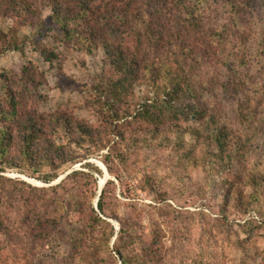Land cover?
I'll use <instances>...</instances> for the list:
<instances>
[{"label":"rangeland","instance_id":"1","mask_svg":"<svg viewBox=\"0 0 264 264\" xmlns=\"http://www.w3.org/2000/svg\"><path fill=\"white\" fill-rule=\"evenodd\" d=\"M23 1L0 16L1 102L92 134L55 132L76 157L61 169L0 166V264H121L115 251L134 264L121 226L137 230L149 264H264V188L252 201L264 181V0L95 3L128 6L132 21H146L142 39L122 38L125 48L177 77L183 61L194 90L170 99L143 73L114 110L104 50L70 42L52 0ZM167 101L192 112L176 114ZM220 130L240 159L219 152Z\"/></svg>","mask_w":264,"mask_h":264},{"label":"trees","instance_id":"2","mask_svg":"<svg viewBox=\"0 0 264 264\" xmlns=\"http://www.w3.org/2000/svg\"><path fill=\"white\" fill-rule=\"evenodd\" d=\"M98 2L100 5L104 0H52L50 9L56 24L59 25L70 42H78L87 50L97 47L104 50L107 61L116 77L115 81L109 85L106 93L111 98L112 110L115 109L120 99L125 96L127 90L130 91L131 82L143 73L151 76V72H153L155 75L151 78L154 81H163V94L170 97V99L180 93L192 95L194 90L182 77L185 74L183 69L187 66L186 63L182 61V64L180 63L176 67L180 70V75L177 77L178 75L173 73L166 65L159 64V66L154 67L125 48L126 43L122 42V38L138 34V37L142 39L146 33V21H132V17H135L136 14H131V17H129L128 6L116 4V2L112 4L105 3L103 11H100L99 7L94 5ZM21 3H24V1L0 0V16L15 12L17 6ZM194 13L191 8L186 15L189 19L191 16V20H193L195 18ZM14 14L19 15V13ZM184 53L192 56L189 52L185 51ZM166 90H169V93L166 94ZM113 98L116 100L113 101ZM170 103L171 101H167L165 105L176 114L192 112L188 108L177 112L176 109L171 107ZM117 114H114V118H117ZM61 130L65 131L68 136L74 133L80 138L92 134L85 125H74L61 116L54 115L44 120L37 115L22 112L19 101L14 98L5 99L2 102L0 100V166L7 163L8 166L16 168L40 169L50 167L58 170L64 165L73 163L76 161V157L70 151V148L56 143L54 134L56 131ZM227 137L228 134L222 130L216 136V145L219 152L222 155L226 154L229 159H240L238 151L231 148L234 146L231 145L232 142L226 145ZM96 144L99 146L101 143L99 141ZM100 147L102 146L100 145ZM244 147L245 143H240V148L243 149ZM257 185V193L253 195L252 199L255 205L259 203L258 190L260 196V190L264 188V181L257 182ZM103 193L97 203V212L100 215L103 214ZM92 212L94 213L93 219L101 222L102 217L95 216V212ZM118 235L126 237L132 243L134 264H149V255L144 252V243L134 226L129 229L121 226ZM158 253L159 250H155L150 258L152 260L158 259ZM115 254L121 264H132L128 256L120 254L119 251H115Z\"/></svg>","mask_w":264,"mask_h":264},{"label":"water","instance_id":"3","mask_svg":"<svg viewBox=\"0 0 264 264\" xmlns=\"http://www.w3.org/2000/svg\"><path fill=\"white\" fill-rule=\"evenodd\" d=\"M100 193H101V191H100ZM100 193H99V196H100ZM99 196H98V198H99ZM98 198H97V200H96V202H95V205H94V208H95L96 211H98V210H97ZM116 231H118V228L116 229Z\"/></svg>","mask_w":264,"mask_h":264}]
</instances>
